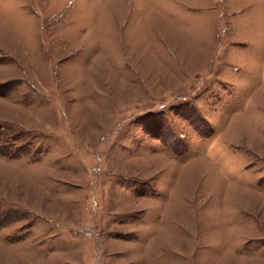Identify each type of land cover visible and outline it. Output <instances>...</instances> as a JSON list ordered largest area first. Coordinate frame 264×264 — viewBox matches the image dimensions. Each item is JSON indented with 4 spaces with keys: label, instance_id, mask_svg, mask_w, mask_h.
I'll return each mask as SVG.
<instances>
[{
    "label": "rangeland",
    "instance_id": "rangeland-1",
    "mask_svg": "<svg viewBox=\"0 0 264 264\" xmlns=\"http://www.w3.org/2000/svg\"><path fill=\"white\" fill-rule=\"evenodd\" d=\"M0 264H264V0H0Z\"/></svg>",
    "mask_w": 264,
    "mask_h": 264
}]
</instances>
